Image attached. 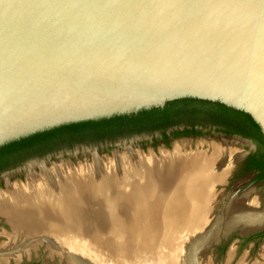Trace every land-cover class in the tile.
<instances>
[{"label":"water","instance_id":"1","mask_svg":"<svg viewBox=\"0 0 264 264\" xmlns=\"http://www.w3.org/2000/svg\"><path fill=\"white\" fill-rule=\"evenodd\" d=\"M262 39L264 0H0V148L184 99L264 135Z\"/></svg>","mask_w":264,"mask_h":264},{"label":"bare ground","instance_id":"2","mask_svg":"<svg viewBox=\"0 0 264 264\" xmlns=\"http://www.w3.org/2000/svg\"><path fill=\"white\" fill-rule=\"evenodd\" d=\"M231 151L189 158L167 152L169 164L154 155H133L85 171L69 165L26 185L14 184L0 197V215L14 230L10 243L0 248V264H9L11 257L19 261L42 240L52 254L74 264L82 257L84 264H205L194 247L206 245L218 231L208 215L211 184L223 181L227 161L239 155ZM259 207L257 200L233 198L228 222L246 231L262 226ZM190 231L193 237L182 251L179 233ZM234 256L232 248L228 261Z\"/></svg>","mask_w":264,"mask_h":264},{"label":"rangeland","instance_id":"3","mask_svg":"<svg viewBox=\"0 0 264 264\" xmlns=\"http://www.w3.org/2000/svg\"><path fill=\"white\" fill-rule=\"evenodd\" d=\"M180 127L168 130L167 137H164L162 132L157 131L131 134L117 139L86 140L72 145L64 144L45 154L31 156L0 175V197L3 192H7L10 186L14 184L26 185L35 176L43 175L46 171L54 172L57 168H64L69 165L77 169L82 167V170L85 171V168L88 167L95 168V164L109 165L114 160H127L133 155L143 157L154 155L158 162L169 164L170 157L164 156L167 152L178 151L180 155L184 154L181 158H189V156L214 151L217 154L227 155V153L232 152L231 150H234L239 155L235 161L234 159L227 161V163L230 162L228 164L229 169L227 168L224 172L225 178L221 179L223 181L221 183L216 181L211 184L212 194L214 195L208 205V215L214 219L211 218V220L216 222V230L218 231H216V236L210 239V242L206 245L199 247L197 244L194 251L198 249L196 251L197 257L205 264H239L243 256L242 264H253L256 261L264 263V240L260 241L259 245L255 247L253 244L246 245L240 253L238 252V240L231 243L232 245H229L225 252L222 250V244L235 233L249 235L257 229L264 228V225H262L246 231L228 222V209L233 198L246 197L249 204L257 200L260 204L259 211H264V182L257 183V185L251 184L254 176L250 172L243 171L246 159L253 151H256L257 144L254 140L244 137L227 136L218 128L212 126H204L196 134L187 132L185 128ZM207 175L208 173H205V176ZM13 233L14 230H12V225L8 222L7 216L0 215V248L4 244L10 243ZM181 233H179L178 238L180 237L179 241L184 245L179 241L177 242L179 246L183 247H181L183 251L192 239L193 235L191 236V234L193 232ZM232 248L235 249V256L229 262L228 254ZM199 250L202 251L199 252ZM25 252H23L19 261L11 257L9 264H74L66 257L64 258L57 253L52 254L47 240L39 241L37 247H30ZM163 252L161 256L164 258L166 248L163 249ZM83 260L85 258L82 257L75 264H84Z\"/></svg>","mask_w":264,"mask_h":264},{"label":"trees","instance_id":"4","mask_svg":"<svg viewBox=\"0 0 264 264\" xmlns=\"http://www.w3.org/2000/svg\"><path fill=\"white\" fill-rule=\"evenodd\" d=\"M181 125L191 126L187 132L192 134L198 132L194 130V126H212L227 136L239 135L254 140L258 146L257 151L251 156L246 170L257 171L259 178H264V135L253 118L220 103L196 99L177 100L162 109L154 108L132 115L73 123L31 135L0 148V170L17 165L31 156L55 150L64 144L117 139L131 134L157 131L167 137L169 129ZM246 245L247 243L240 247V252ZM228 246L229 243L223 248L224 252Z\"/></svg>","mask_w":264,"mask_h":264},{"label":"flooded vegetation","instance_id":"5","mask_svg":"<svg viewBox=\"0 0 264 264\" xmlns=\"http://www.w3.org/2000/svg\"><path fill=\"white\" fill-rule=\"evenodd\" d=\"M180 127V126H179ZM179 127H173V128H171V129H174V128H179ZM181 127L182 128H185V130H189L190 128H191V126H186V125H181ZM180 127V128H181ZM194 128V130L195 131H200L202 128H203V126H200V125H197V126H194L193 127ZM171 129H169V130H171ZM236 136H239V135H236ZM239 137H242V136H239ZM256 151H257V149H255ZM256 151H253L251 154H250V156H249V158L248 159H246L247 161L244 163V165H243V171L244 172H250L253 176H254V178H253V180H252V182H251V184H253V185H257V183H263L264 182V178H259V172H257V171H254V170H246L247 169V166L250 164V158H251V156L253 155V154H255V152ZM12 166H15V165H12ZM12 166H10V167H12ZM10 167H6V168H3V169H1L0 170V175L3 173V172H5L6 170H8ZM259 178V179H258ZM250 239V240H249ZM239 241V243H238V246H239V249H238V252L240 253V247L241 246H243L245 243H247V245L249 246V245H251V244H253V246L255 247V246H258L259 245V242L260 241H262V240H264V230H260V231H258V232H253V233H251V234H249V235H240V234H238V233H235L233 236H231V238H229L228 240H226L223 244H222V246H223V248L225 247V245L226 244H228L229 243V245H232L231 243H234L235 241ZM223 250V249H222ZM238 253V254H239ZM29 262V261H28Z\"/></svg>","mask_w":264,"mask_h":264},{"label":"snow or ice","instance_id":"6","mask_svg":"<svg viewBox=\"0 0 264 264\" xmlns=\"http://www.w3.org/2000/svg\"><path fill=\"white\" fill-rule=\"evenodd\" d=\"M168 7H174L175 5H167ZM213 7L219 6V7H224V8H229L231 5H226V4H221V5H212ZM260 50L262 55H264V39L261 40L260 43Z\"/></svg>","mask_w":264,"mask_h":264},{"label":"crops","instance_id":"7","mask_svg":"<svg viewBox=\"0 0 264 264\" xmlns=\"http://www.w3.org/2000/svg\"><path fill=\"white\" fill-rule=\"evenodd\" d=\"M15 264H17V263H15Z\"/></svg>","mask_w":264,"mask_h":264}]
</instances>
